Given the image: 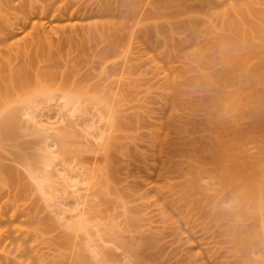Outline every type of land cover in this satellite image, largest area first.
Returning a JSON list of instances; mask_svg holds the SVG:
<instances>
[{"label":"rangeland","instance_id":"374dc122","mask_svg":"<svg viewBox=\"0 0 264 264\" xmlns=\"http://www.w3.org/2000/svg\"><path fill=\"white\" fill-rule=\"evenodd\" d=\"M232 20L247 34L243 73H264V0H0V79L33 77L0 82L16 115L0 135V264H264V210L234 219L257 209L200 151L218 140L211 43ZM258 79L226 88L244 103L226 137L242 131L234 152L258 164L264 205ZM42 86L54 98L27 102Z\"/></svg>","mask_w":264,"mask_h":264},{"label":"bare ground","instance_id":"6f19581e","mask_svg":"<svg viewBox=\"0 0 264 264\" xmlns=\"http://www.w3.org/2000/svg\"><path fill=\"white\" fill-rule=\"evenodd\" d=\"M228 29H229L228 33L218 35L216 40L213 43H211V47L216 49V55L214 54V56L223 65L221 72L218 73L211 80V82H213L214 84H217L219 86L217 89V94L215 96H213L212 98H210L208 101V106H209L210 112L213 115V118L211 120H209V127L212 131H214L217 134L218 140L214 144L205 143L202 146V149L200 151L204 152L205 150L210 149L211 154H212L211 155V161L214 164H216L218 167V170L221 174L222 184H223L224 188L236 189L237 190L236 192H239L237 194L239 195V198H240L241 203L239 202V200H238V202H239V206L241 204V207H242L241 209H243V208L249 209L250 206L254 207L253 210L257 209V211L255 210L256 213L253 211L254 214H251L252 211L250 213L249 212L250 210L245 211V209H243V210H240L241 214L240 213L238 214L239 211L238 212L235 211L237 214H235V212H233L234 216H232L233 213H231L230 216L235 217L234 219H236V217L237 218H239V216L243 217V216L248 215V213H249L250 216H254V217L259 218V216L262 217V215H260V214L258 215V213H260L261 210H264V205L262 204L263 201L261 200V196H260L262 194V192H261V190H262L261 185L262 184L258 183L259 172H258V168H257L258 166H256L258 164L257 163H255V164L249 163V165H247L246 164L247 162H245L242 159V156L238 155L234 152V149L237 146H240V144H241L242 135H243L242 131L238 130L235 127L233 129L232 139L228 140L226 137L227 136L226 125L228 123L227 122L228 117L232 113H237L243 107V104H244L243 103V97L241 95V92L230 93V92L226 91V88L230 87V86H240V85L242 86L243 84L246 85L248 83L251 85L252 82H253L252 84L254 85V81L256 82L257 80H259L258 78L264 77V73L261 71L253 72L250 75H246L243 73L244 67H245L244 66L245 65V56L242 54L241 51L247 44L246 43L247 40L245 39V37L247 35L246 31L244 29L243 24L241 22H239L238 20H232L229 24ZM3 72L6 75H3V77L0 79V82H2L3 80L9 79L12 82L16 83L18 88L26 87L33 80L31 72H29L28 69H26V68L20 69L19 71H16V72L10 71L9 69L4 68ZM62 89L64 90L63 95L66 98L65 100H67V102H65V103H67V105H68V103L71 104L74 102L73 107H76V104H78L80 102V100H79L80 96L78 97V96H76L77 94L70 92V91L68 92V85H66V84L63 86ZM65 89H67V90H65ZM51 90L52 89L49 90V87H47V86H42L40 88V90L31 93L32 95L30 94L29 97L27 96L28 98L26 101L27 102L29 101L32 104L37 103V102L39 103L38 100L43 99V98L38 99V97H41V95H44L46 98L49 97L48 99L51 100L50 96L53 97V93ZM10 92L11 91H10V88L8 85H5L4 87L2 86V91L0 92V109L1 108L2 109L4 108V109L3 110L1 109L2 111L0 110V135L3 132H5L4 131L5 129L6 130L9 129V127L12 124H10V122L8 124V121L12 122L16 116L15 114L13 115L12 113H10L9 110L5 111V108L8 107L9 104H11L10 103L11 102L10 101ZM183 93H184V91H180V94H183ZM46 98H45V100H46ZM261 98L262 97H258V100H255L256 102H254L255 106L253 108V114L257 119L258 128L260 130H264V100ZM96 99H99V97H95V100ZM234 99L236 100V102ZM256 99H257V96H256ZM103 100H105V99H103ZM103 100H101V101L105 103V101H103ZM97 102H98V100H97ZM79 105H80V103L78 104V106ZM37 106L38 105H36V108H37ZM30 107H31V105H29V107H27V108H30ZM33 107H35V106L33 105ZM33 107H31L29 109L28 113L30 112V110ZM73 109H72V111H73ZM75 109L78 111L80 108L79 109L75 108ZM76 110L74 112H76ZM31 113L33 114L32 111H31ZM34 120L38 121L36 119H34ZM7 125H10V126H7ZM42 129H43V132H46V133L48 132V130L49 131L51 130V129L47 128L48 130L46 131V130H44V127ZM52 131L55 133V131L53 129H52ZM101 133L102 134L100 136H103L104 135L103 132H101ZM54 138L56 139L57 137H54ZM59 139L57 141L61 143L60 140H62V137L60 140ZM63 144H65V143H63ZM30 163H32V162L30 161ZM30 163H29V166H31V168H33L34 164L32 163L33 164L32 165ZM194 185H197L196 181L194 182ZM196 187H199V186L197 185ZM238 195H236V196H238ZM85 196L83 195V197H85ZM250 203H253L255 205H253V204L250 205ZM236 205H237V203H236ZM255 206H257V207H255ZM262 207H263V209H262ZM258 209H259V211H258ZM260 220H262V219H260ZM81 222H80V226L82 225ZM86 223H87V221H86ZM74 224H76V223H74ZM72 227H74V226H72ZM236 237H237V235H236ZM96 253H99V252L96 251ZM107 254L108 253L105 252L104 255H107Z\"/></svg>","mask_w":264,"mask_h":264}]
</instances>
